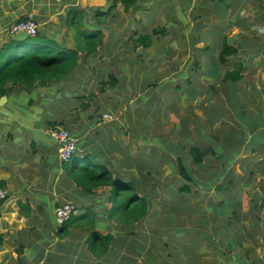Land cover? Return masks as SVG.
I'll return each mask as SVG.
<instances>
[{
  "label": "rangeland",
  "instance_id": "374dc122",
  "mask_svg": "<svg viewBox=\"0 0 264 264\" xmlns=\"http://www.w3.org/2000/svg\"><path fill=\"white\" fill-rule=\"evenodd\" d=\"M227 1L230 2V6L225 5L226 2H220L222 8L217 9V4L213 0H138L128 10V13L119 8V5L116 8L110 7V4L105 1L99 7L89 9L94 12L90 15L88 26L102 28L105 37H107L102 47L107 43V49H113L112 56H108L106 48L98 61H96L95 55H90L89 58L92 59V62L84 64V73L79 74L78 72L72 78L54 86L55 89H63L62 92L59 90L58 94L55 92L56 102L60 101L59 103L62 104L60 110L55 112L58 120L68 114L66 117L69 121L78 125L88 124L92 121L89 118L101 110V114L95 116L93 121L97 122L101 119L103 123L101 117L104 119L106 109L109 108L115 117L114 121H118L116 123L120 127L119 131L113 130L116 136L113 141L116 140L119 146L118 153H112V159L115 161L114 168L118 170L117 173L121 177L138 182L142 189L140 192L147 194L152 202V225L150 226L146 222L140 230L148 231L152 239L151 249H158V251H151L149 254L154 264H188L191 256L195 261L197 258L200 264H264V143L260 154H253L245 150L234 161L233 166H229L223 160L217 159L219 154L215 150L212 151L215 149V143L208 144L209 142L204 136H218L216 141L223 150L224 130L227 131V129H223V123L229 121L228 116L222 115V120L215 123L218 125L211 126L209 122L211 120L210 113H215V116L219 114L216 108L211 107V102L216 104L220 100L218 97H221L212 91L216 89L223 92L224 88L221 90L223 86L219 84L221 80H214L212 77L214 62L218 63V60L214 58L215 55H208V45H211V49L215 50L223 44V37L228 32L227 29L230 28L227 27V19L240 23V20H243L250 24H257L261 22L257 19L262 17L258 12L264 11V0ZM96 9L100 11L103 9L106 12L111 10L108 17H99L103 24L97 21L99 24L97 25L93 21L92 17L96 15L94 14ZM262 14L264 16V13ZM245 26L251 27L249 24ZM260 26L253 25L252 27ZM261 29L264 30V27ZM155 31L164 32L158 36L154 33ZM239 32V29H234L232 37ZM145 35L153 39V45L149 48L137 46L135 40ZM214 36L217 37L216 41L207 44L208 39L212 41ZM112 43L118 45L111 47ZM192 46L198 51L195 53L198 57L186 63ZM249 49L250 47H248ZM178 56L183 58V72L175 74V67H177L175 61ZM139 60L147 62L149 72H153V76H157L156 85L153 84L155 82L149 72L143 76L142 81L139 77L135 80V75L145 70V67H136L139 65L131 67L132 62L136 64ZM256 63L252 59V66L262 67ZM235 65L237 63H231L229 67L234 68ZM250 65L251 63L248 67H251ZM221 66L217 65L219 70ZM224 66L227 67V65ZM252 69H244L246 80L237 84L236 95L239 91L244 92L245 90L248 94L251 91L249 92L247 89L252 90L257 88L256 86L264 87V71L258 73L254 72V68ZM109 73H113L118 82L114 87L106 84L107 86L104 88L100 78L105 77V81H111L108 77ZM183 73L187 76L191 73L190 78L194 76L195 82L192 83L191 88L195 92H199V98L196 101L198 106L194 109L199 113V122L204 124H201L200 128L198 126L190 128L194 133L188 134V136L195 141L191 146L202 149L212 146L210 151H207L212 160L207 161L206 164L210 166L208 169H204L195 164L192 156L187 155L190 169L197 181H192V192L185 194L184 207L168 212L167 208H172L178 201V195L173 193L172 188L181 187L183 184L182 179L180 183H177L181 164L177 160L178 155H171L165 146L150 141L152 138L156 139L162 135H168L165 145L170 140L176 141V138L180 140V134L177 136L176 128L185 123L187 116L182 109H178L175 113L168 102L159 110L158 121L149 130L148 136H145L144 122H141L135 129L142 140L146 138L149 141L148 144H145L141 140L134 141L136 138H130L129 134L133 130L128 125L127 109L131 98L130 94H135L137 89L142 90L140 87L145 85H151L153 89H158L159 81L164 75L174 78L173 74H175V79L183 83L182 98L192 99L194 93H187L190 78L185 79L181 75ZM254 84L256 86L253 88ZM64 94L68 97L64 98ZM76 96L78 97L76 98ZM212 96H215L213 100ZM249 101L250 109L255 112L257 110L256 101L252 97L245 96L241 102L238 99V103H241L243 107ZM251 102L255 105H251ZM67 105L71 106V112L65 113L63 110ZM154 106L155 104H152L150 108ZM136 115L143 119L144 112L141 111ZM231 119L230 125H236L237 115H232ZM101 122L98 124L105 127V124L103 125ZM160 123L162 127H158ZM113 124H107L109 126H106V129L113 128ZM254 127L255 124L252 128ZM250 129L247 127L242 130H232L230 136H237L235 140L241 141L240 147H245L246 143L252 142L253 137L256 136L255 131H253L254 135H251ZM254 129L258 134V129ZM244 130L250 134H246ZM243 134L245 135L244 139ZM261 136L264 141V129ZM184 146L186 151H190L189 146ZM227 149L228 145L226 144L225 150ZM166 152L169 154V160L171 158L172 161L170 163L167 161L161 168L159 157ZM191 153L193 152L191 151ZM226 158L229 159L228 156L224 159ZM130 159H135L140 164H147L144 163L146 159L155 162L157 160L156 164L159 169H153L149 174L150 178H145V175L141 174L140 167H135L129 174L125 163ZM207 159L206 156L205 160ZM74 162L76 161L74 160L70 164ZM68 167L69 165H66V169ZM146 172L148 171L143 173ZM218 175L220 178H217ZM256 197H258L259 203H255L253 200ZM224 201H227L226 206L223 204ZM256 204L259 208L253 209ZM230 217L231 221L228 220ZM143 256L144 254L137 256L134 264H150L148 261L145 262ZM152 261H150L151 264Z\"/></svg>",
  "mask_w": 264,
  "mask_h": 264
},
{
  "label": "crops",
  "instance_id": "0c3cea01",
  "mask_svg": "<svg viewBox=\"0 0 264 264\" xmlns=\"http://www.w3.org/2000/svg\"><path fill=\"white\" fill-rule=\"evenodd\" d=\"M105 1L0 0V53L13 41L11 33L13 26L20 21L29 20H33L39 25V34L42 37L56 43L62 49L74 50L76 49V41L75 26L72 24L73 18L79 12L85 13L84 26L87 29L89 19L91 18L90 15L94 12L89 9L99 7ZM99 11L96 9V13H94L96 15L92 17L97 25H99L97 22ZM258 13L262 17L257 19L261 21L257 24H250L240 20L241 23L245 25L249 24L251 27H247L238 21L227 19V27L230 28L227 29L226 27V29L228 32L233 30L231 36L227 39L228 43L239 51L236 57L231 58L227 67L219 61L222 44L215 50H212L211 45H208V55H215L214 58L222 65L219 70V67H217L219 64L214 62L215 66L212 77L214 80H221L219 84L223 85L221 90L224 88V91L221 92L216 89L212 91V93L221 97L217 96L220 98L218 103L211 102V107L216 108L219 114L215 116V113H210L211 120L209 122L211 126L218 125L215 123L218 120H222V115L229 117V121L223 123V129H227V131L224 130L225 135H223L222 140L224 146L223 152L226 151L225 145L229 142L232 130L234 131L235 129L251 128V135H254L253 131H255L256 136L260 137L259 141L261 144L263 145L264 143L261 136L264 129V87H258L254 84L253 88L254 86L257 88L252 90L247 89L249 92L251 91L248 93L251 96L247 94L246 90L244 92L239 91L238 96L236 95V102L231 98L230 88L223 84V78L228 71L227 69H233L229 67L231 63L236 64L239 61L246 65L251 63V67L247 69L254 68V72L258 73H263L264 71V30L261 29L264 27V16L262 14L264 11H259ZM253 25L261 26L256 28L252 27ZM234 29H239L240 32L232 37ZM226 34L223 37L224 40ZM106 39L107 37L105 41ZM216 39V36L212 38V41L208 39L207 44L213 43ZM117 45L110 44L111 47H116ZM107 47L108 44L106 43L94 54L96 61L101 59L106 50L108 56H112L113 49L108 50ZM248 47H250L249 50ZM197 52L192 46L186 63L198 57L195 55ZM252 59L257 62V65H262V67L252 66ZM91 60L87 55L83 54L80 56L79 67L69 78H72L78 72L79 74L84 73V64L92 62ZM175 62L177 64L175 74L178 72L182 73L183 58L178 56ZM135 65H139L136 67H145L143 72L135 75V80L139 77L142 81L143 76L149 72L147 62L139 60L136 64L131 63V67H135ZM149 73L154 79L153 82L155 83L153 84L156 85L157 76H153V72ZM175 74H173L174 78L164 75L159 81L158 89H153L151 85H145L140 87L142 90L137 89L135 94H130L131 98L128 104L127 115L128 125L133 130L129 134L130 138H136L134 141L141 140L145 144H148L149 141L146 138L142 140V137H139L135 130L141 122H144L146 136L149 130L155 126L156 121H158L159 116L157 114L159 110L163 106H166L168 102H170V108L175 113L178 109L185 111L187 116L185 123L176 128L177 136L180 134V140L176 138V141L170 140L165 145L164 143L168 140V135H162L156 139L152 138L150 141L165 146L169 154L178 155V160L180 153L176 152L177 146L182 145L185 148L184 145H187L192 147L191 145H194L195 141L188 134H193L194 131L190 128L192 126L200 128L203 123L199 122V113L195 110L198 106L196 105V101L199 98V92H195L191 88L193 86L192 83L195 82L194 76L190 78L191 73L189 76L185 75V73L181 74L185 79L190 78L187 93H194L192 99H184L182 98L184 93L183 83L175 79ZM245 74H242L243 81L246 80ZM111 75L113 73H109L108 77ZM104 78H100V80L105 81ZM54 86L56 84L42 87L37 83L32 89L27 90L17 84L11 83L5 96L7 101L0 105V188L4 189L8 194V199L0 202V264H134L137 256H139L137 251H144L143 259L146 260L147 253L145 251H158V249H151L152 239L148 231L140 230L146 222V224L152 225V211L139 226L121 225L118 220L111 217V211L114 207L113 203L109 201L111 187H101L96 190L95 195L85 193L73 181L69 168L66 169L67 164L65 165L61 161L58 144L50 135L52 129L65 127L79 141L78 151H80V155L83 157L80 159L94 157L95 160L91 162L95 163V161H99L113 172L115 177L127 180L117 173L118 170L114 168L115 161L112 159V153L116 154L119 151L117 141H113L116 138L113 130L119 131L120 129L116 123L118 121H114L115 117L109 111V108L106 109L107 113L105 112L104 119L101 117L103 123L101 119L97 122L93 121L95 120V116L101 114V110L89 118L92 121L88 124L81 123L78 125L73 123L67 119L66 115L68 114H65L58 120L59 118H57L55 112L60 110L62 104L59 103L60 101L57 103L55 99L56 93L58 94V91L63 89H55ZM245 96L252 97L256 101V105L251 102V105H255L257 108L255 112H252V109H250V101L246 102L245 107L241 106V103H238V99L241 102ZM63 97L67 98L68 96L64 94ZM214 97L212 96L211 99L213 100ZM152 104H155V106L150 108ZM70 107V105H67L63 111L65 113L71 112ZM141 111L144 112L143 119L136 115ZM234 114L237 115L238 122L236 125H230L232 121L231 117ZM105 115H111L113 120L105 119ZM100 122L103 125L105 124V127H101L102 125L98 124ZM111 123H114V127L106 129V126H109L107 124ZM254 124V128L258 129V134L252 128ZM158 127H162L161 123ZM241 130L240 132H242ZM245 133L250 134L246 131ZM204 136L209 142H207L208 144L210 142L215 143V149H212V151L215 150L219 154L217 157L220 158V151L217 149L218 144L216 141L218 136ZM248 143L246 144L248 145ZM211 147L200 149L207 152L210 151ZM249 151L252 152L250 149ZM168 152L164 155L162 153L159 157L161 168L167 161L168 163L172 161L171 158L169 160ZM261 152L262 147L260 146L257 154ZM207 158L205 160L206 163L212 160L209 154ZM152 161L154 160L146 159L144 163L146 162L147 164H140L135 159H130L129 162L125 163L126 170L131 174V171L135 167H140L141 174H144L145 178H150L149 174L152 173L153 169L158 168L156 164L157 160L153 163ZM144 171L148 172L143 173ZM181 187H176V189H180ZM140 196L149 198L144 192H140ZM253 200L258 201L255 198ZM226 202L224 201L223 204ZM67 204L76 205L80 210V215L64 227H59L56 224L55 212L58 208ZM173 220L175 221V219ZM109 235L113 239L109 238ZM105 237H108L110 241L109 252L106 255L95 253L97 251L95 247L98 244L100 245L102 239Z\"/></svg>",
  "mask_w": 264,
  "mask_h": 264
},
{
  "label": "trees",
  "instance_id": "16d2710c",
  "mask_svg": "<svg viewBox=\"0 0 264 264\" xmlns=\"http://www.w3.org/2000/svg\"><path fill=\"white\" fill-rule=\"evenodd\" d=\"M106 1L110 4V7L113 8L119 5V8L126 13L132 8V5L138 2V0ZM213 1L216 2L217 9L222 8L219 4L220 2H226L225 5L227 4V6L231 5L227 0ZM110 12L111 10L108 12L104 10L99 11L98 21L100 22L99 17H108ZM85 17V13L79 12L73 18L72 24L75 26L76 41L75 50L62 49L56 43L42 37L40 34L35 38H30L28 41H12L10 45L6 46L0 53V99L7 95L8 86L11 83H15L27 90L32 89L37 83L42 87H49L52 84H61L79 67L80 56L83 54L90 56L98 52L99 48L104 44L106 38L105 33L100 27H98V29H91L96 28V26H88L87 29H85ZM163 32L164 31H155L154 33L160 36ZM231 34L232 31L226 34L225 40L220 48L219 61L222 65H227L231 58L236 57L239 53L236 48L228 43L227 39ZM135 40L138 44L137 46L143 48H149L153 45V39L148 35L140 36ZM247 68L248 65L239 61L232 70L226 72L223 78V84L228 86L231 90V98L233 101H236L237 98L235 91L237 84L243 81L244 78L242 74L244 69ZM109 78L111 81H102L101 85L104 88L107 85L114 87L115 83L118 82V79L113 75ZM236 137L237 136L230 137L227 143L228 149L225 152L221 149V145L217 143V148L220 151V158L218 157L217 159L219 161L223 160V162L227 163L229 166H233L234 161L243 151H249L250 149L252 150L251 153L256 154L259 147H262L259 141L260 137L254 136L253 141L250 142L249 145H245V147H240L241 141L235 140ZM244 137L245 135L243 134V139ZM191 151L193 153H191ZM176 152L180 153L178 162L181 164V168L178 170L181 178L178 177L177 183H180L181 179L186 182L180 189H176L175 187L172 188L173 193H177L178 195V201L172 208H167L168 212H173V209L183 208L185 194H190L192 192V181H195L196 177L190 169L187 155L192 156L195 164L201 166V168L208 169L210 166L205 162V157L208 155L207 152L202 151L200 148L193 149V147H190V151H186V147L184 148L182 145H178ZM226 156H228L229 159H224ZM80 158L83 157L80 155V151H77L72 157V160L67 163L73 181L77 186L81 187L85 193L94 195L96 194V190L101 187H111L112 190L109 201H111L114 206L111 211V217L118 220L121 225L139 226L152 209L149 198L140 196V190H142L140 184L135 180L126 181L123 178L115 177L113 172L103 166L101 162H91L95 160L94 157H90V159ZM74 160L76 162L70 164ZM217 178H220V175H218ZM255 199H258V197ZM255 203L259 202L255 200ZM257 207L259 208L258 204H256L253 209H257ZM228 220L231 221V217ZM109 247L110 241L108 237H105L102 239V243L95 247L97 250L95 253L106 255L109 252ZM143 252L144 251H137L139 256H141ZM150 252L151 251L147 252V259L145 262L148 261L151 264ZM188 262V264H200L197 258L196 261L193 259V256L189 258ZM152 264H154V261H152Z\"/></svg>",
  "mask_w": 264,
  "mask_h": 264
},
{
  "label": "built area",
  "instance_id": "2783aa9c",
  "mask_svg": "<svg viewBox=\"0 0 264 264\" xmlns=\"http://www.w3.org/2000/svg\"><path fill=\"white\" fill-rule=\"evenodd\" d=\"M20 32H25L30 38H35L39 35V25L33 21H20L15 24L11 30L12 35ZM105 119L113 120L111 115H105ZM50 135L57 142L59 147V156L65 164L72 160L74 154L78 151V139L74 137L69 130L63 127H56L50 131ZM8 199L7 192L0 188V202ZM80 215L79 208L74 204H67L58 208L55 212L56 224L59 227H64L71 222L75 217Z\"/></svg>",
  "mask_w": 264,
  "mask_h": 264
},
{
  "label": "water",
  "instance_id": "95a60500",
  "mask_svg": "<svg viewBox=\"0 0 264 264\" xmlns=\"http://www.w3.org/2000/svg\"><path fill=\"white\" fill-rule=\"evenodd\" d=\"M29 39H30V37L25 32H20L16 35H13V41H15V42H24V41H28ZM6 101H7V98L3 97L0 100V105L5 103ZM109 238L113 239V237L111 235H109Z\"/></svg>",
  "mask_w": 264,
  "mask_h": 264
}]
</instances>
